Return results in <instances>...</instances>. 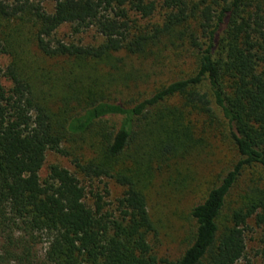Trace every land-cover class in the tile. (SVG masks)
<instances>
[{"label": "trees", "instance_id": "16d2710c", "mask_svg": "<svg viewBox=\"0 0 264 264\" xmlns=\"http://www.w3.org/2000/svg\"><path fill=\"white\" fill-rule=\"evenodd\" d=\"M64 26L100 41L56 38ZM0 53V264H235L249 220L264 264V186L242 181L264 171V0H0ZM164 67L168 80L140 89ZM218 125L236 160L190 208L180 256L159 257L156 179L189 189L177 165ZM49 150L75 172L51 164L41 179ZM77 175L122 195L89 191V204Z\"/></svg>", "mask_w": 264, "mask_h": 264}, {"label": "rangeland", "instance_id": "374dc122", "mask_svg": "<svg viewBox=\"0 0 264 264\" xmlns=\"http://www.w3.org/2000/svg\"><path fill=\"white\" fill-rule=\"evenodd\" d=\"M44 5L48 10L52 7V3L47 1L44 2ZM54 36L63 41H80L83 44H97L100 41L99 36L93 30L72 35L67 26L60 28ZM9 61V56L0 53V66L3 70L7 67ZM44 63L51 68L56 64V61L45 60ZM134 66L148 69V66L139 65L138 63ZM166 68H160L156 74L151 75V80L147 81L146 84H142L140 89L148 91L168 80L172 74ZM3 81L6 85L8 84L5 79ZM208 143L209 146L204 153L188 157L177 165L178 170L184 174V177L185 174L188 176L191 182L189 189L176 191L173 187L166 186L164 184L166 175L163 176L165 179L161 176L156 179L154 191L148 199V210L159 232L154 244L155 252L159 257L174 259L180 256L188 242L193 227V222L189 218L190 208L201 200L206 192L218 182L217 175H221L222 170L230 167L236 160L235 148L227 137L223 126L218 125L216 129L213 128ZM51 164H57L70 172H75L71 157H65L49 150L46 153L45 164L39 173L41 179L46 177L48 167ZM245 174L246 176L242 177V181L248 179L250 174H254L262 180L261 183L264 186V171L255 168L248 170ZM77 177L86 187V201L89 204L92 202L89 191L103 194L104 201L110 203L111 206H114L115 201L122 195L123 188L112 180H89L79 175ZM237 190H240L239 186ZM248 227L244 256L235 264H263L260 256L262 248L260 231L254 225L253 220L248 221ZM43 247L42 244L33 247L37 261L42 258Z\"/></svg>", "mask_w": 264, "mask_h": 264}]
</instances>
